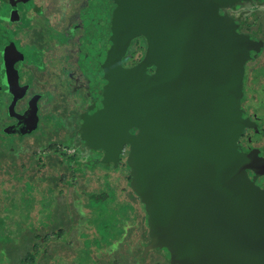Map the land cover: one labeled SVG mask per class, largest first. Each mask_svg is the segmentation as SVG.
Here are the masks:
<instances>
[{
  "label": "water",
  "instance_id": "water-1",
  "mask_svg": "<svg viewBox=\"0 0 264 264\" xmlns=\"http://www.w3.org/2000/svg\"><path fill=\"white\" fill-rule=\"evenodd\" d=\"M244 1L87 0L80 12L78 63L95 96L81 138L102 163L129 146L145 250L163 247L173 264H264V188L239 174L232 146L248 38L224 9ZM138 36L144 56L125 67L120 51ZM36 110L33 97L19 115L27 130Z\"/></svg>",
  "mask_w": 264,
  "mask_h": 264
},
{
  "label": "rangeland",
  "instance_id": "rangeland-1",
  "mask_svg": "<svg viewBox=\"0 0 264 264\" xmlns=\"http://www.w3.org/2000/svg\"><path fill=\"white\" fill-rule=\"evenodd\" d=\"M42 1L47 4L43 12L45 15L41 16L38 12L30 16L32 2L26 0L25 5L19 6V2L14 3L13 0H9L10 3H8L12 7L15 6V11L20 13L18 18L14 19L10 17V5L0 0V64L2 58L10 57V60L7 59L9 73L13 76L12 91L5 92L6 89L0 86V116L3 126L7 121H11L10 115H14V110L8 106L12 103L14 96L21 100L25 99V91L35 88V78H46L50 83H46L50 85L49 89L39 96L41 99L39 104L49 101L47 103L49 105L41 108L39 124L41 130L38 127L33 133L34 136L23 137L25 139L22 141L24 147L27 146L29 149H26L25 153L36 151V157L39 159L36 164L37 173L34 185L27 189L26 182H22V179L27 178L22 172L32 163V160H23V167L20 169V164L11 165L8 157L0 158V181L2 180L0 207H4L0 209V217L6 215V225L13 230L19 228L23 234L22 240L26 242L25 248L21 246L13 251L17 256L12 264H21L25 251L34 252L32 247L36 245L44 248L42 249L44 252L35 256L36 263L32 261L31 264H155L164 261L163 264H170L165 256V250L159 247L149 248L150 252L145 250L149 241L148 229L144 223L140 229L137 226L140 224V219L142 221L144 217L143 204L135 196L130 182L125 180L128 172L126 162L119 167L99 163L98 153L91 147L80 143L76 137L75 117L79 115L78 109L80 108L76 102L84 100L83 91L90 90L89 84L84 80L86 86L80 84L82 87L76 91L73 90L74 88L67 90L65 88L63 92L54 90L57 81L64 88L74 79H71V73L80 79V74L83 75L85 72V67L79 65L76 60V56L79 55V50L76 53L79 47L78 37L82 35L81 22L79 17L77 24L73 19L74 14L84 5L85 0H67V2L57 0V5L67 10L65 18L68 24L73 23V26L66 30L58 28H61L62 23L65 22L56 21L55 24L51 22L49 12L54 0H35L37 6H40ZM232 9L235 16H247V22L252 23L251 30L257 34L262 32L264 29V0L240 2L233 5ZM136 38L141 40L139 37ZM133 42L130 40L124 47V51L122 50L123 60L125 59L124 53L134 56L133 51H130L135 48L132 46ZM143 43L144 39L141 44ZM257 48L260 51V46ZM242 52L244 53L242 58H250L255 53L249 54L245 49H242ZM252 65L258 70L257 87L263 89L261 95L264 101V53L259 61L251 62L250 66ZM4 67L5 65L3 69ZM36 73L38 77L35 76ZM16 77L20 79L21 88L25 89L23 95L19 90ZM238 83H236L237 86ZM250 90L247 91V96H249L248 92L251 93ZM9 92L15 94L12 95ZM53 92L60 93L57 98L54 96L51 99ZM29 94L27 92V95ZM16 101L17 99L14 103ZM73 102H75L74 105ZM255 109L264 115V105L257 106ZM42 111L49 112L44 114ZM15 133L13 136L19 140L18 132ZM255 137H259L264 143V127L259 136ZM9 139L11 138H7V142ZM50 143H54L61 149L43 151V147ZM127 156L122 155V160L125 161ZM3 164H5V170H2ZM8 171L21 173L22 179L9 180L11 177ZM1 189H7V191L2 192ZM59 189L63 190L61 194L58 192ZM53 201H57L56 204ZM5 206H8L10 211L5 209ZM134 206L136 210L133 212ZM40 208L43 210L40 211ZM66 218L74 220H65ZM63 220H65L64 225L60 223ZM51 224L53 228L56 227V231L62 232L59 233V237L50 230ZM132 225L127 237L123 238L128 231L127 228ZM36 233L41 236V242L35 237ZM121 241L125 246L119 249ZM12 243L20 245L18 239L10 242ZM101 244L103 245L100 246ZM106 245L109 246L106 247ZM42 253H48L51 257L43 256Z\"/></svg>",
  "mask_w": 264,
  "mask_h": 264
},
{
  "label": "flooded vegetation",
  "instance_id": "flooded-vegetation-1",
  "mask_svg": "<svg viewBox=\"0 0 264 264\" xmlns=\"http://www.w3.org/2000/svg\"><path fill=\"white\" fill-rule=\"evenodd\" d=\"M5 1L7 3L9 2V0H3V2H5ZM31 2L33 4V7L30 9V16H32L34 13H38V12L41 16L45 15L43 12L46 10L45 8H47L46 3H44L42 1L41 2L42 4L40 6H37L35 0H31ZM66 2H67V0H66ZM18 4H19V6H23L20 3H18ZM57 4H58L57 0L56 1L54 0L53 6L50 8L49 14L51 17V22H52V24H55L56 21L59 23H61V21L65 22V23H62L63 25H61V28L60 27H58V28L59 29L64 28L63 30H66V29L72 27L73 23L68 24L67 18H65V12L67 13L66 8L64 7V9H61L60 6H58ZM86 5H87V0H85L84 5H82L79 8L77 13L74 14V18H73L74 22L76 24L80 20L81 23L80 22L79 23H80L81 27H82L83 22L79 16V11L81 12V10L85 9ZM10 7H11L10 17H12L14 19L18 18V15L20 13L18 11H15V6L12 7L10 5ZM231 8L232 7L229 6V7H226L224 10L226 12ZM78 17H79V20H78ZM0 18H1V16H0ZM81 31H82V35H80L78 37L79 47H80V43H81L83 35H84V29L81 28ZM139 38H141V37H139ZM142 38L144 39L145 37H142ZM145 42H146V38H145ZM79 47L76 50V53L79 50ZM145 49H146V46H145ZM145 49H144V53H145ZM260 53L262 54V52L253 53L254 56H251L250 58L246 57L247 60L245 57L242 58V64H243L242 65V71H241V75H239V77L237 78V82H239L238 84L241 85L240 89L244 91V96L237 97V99L239 100V107H238L239 122L237 123V125H235L233 127L232 136L234 138V141H233L232 146L235 149L234 154L236 156L237 171L239 172V174L241 176L247 178L251 183L258 186L259 188H264V143H262V141H261V139H259V137H257V138L255 137L257 135L259 136L260 131H262V127H264V115L261 114L260 112H258L257 109H255V107H257V106L264 105L263 97L261 95V94H263L262 93L263 89L257 87L258 86V84H257L258 70L255 66H257L259 64V62L257 63V65L254 64L255 66L254 65L250 66L251 62L254 63L256 61H259V59L261 58ZM143 56H144V54H143ZM7 59L10 60L11 58L10 57L6 58V59L2 58V60H1L2 65L0 64V86H2L4 89H6L5 92H7L9 89L13 88V83L11 82V79L13 78V76H11L9 73L10 68H9ZM76 60L78 63V55L76 56ZM137 62L133 63L132 61H128L126 59H124V60L121 59V63L125 67H130V66L136 64ZM4 65H5V67L3 69ZM147 72L152 73L153 72L152 67H149L147 69ZM1 73H3L4 78H2ZM80 75H81V78L79 79V78L75 77L74 73H71L70 74L71 79L74 78L75 80L73 79L72 83H67V85L64 88L61 86L60 82L57 81L54 90L63 92V90L65 88H66V90L68 88H74L73 90L76 91L79 87H82L81 85L86 86L85 81L89 84V81L87 80L85 72L83 73V75L82 74H80ZM35 76L38 77L37 73ZM5 78L7 79V81L3 82V79H5ZM16 80H18V83L20 82L19 81L20 79H18L17 77H16ZM46 83L50 84L46 78H44V79L42 77L40 79L35 78L34 79L35 88H30L27 91H25V89H22L21 84L19 83V90L22 91L21 95H23V92L25 91L26 97L23 100H21L20 98H17L16 103H14V105H13L14 115H10L11 121L10 122L7 121L5 126H3L4 129L7 128L8 130H12V131L14 130L15 132H18V133H19V131H23V130L27 131V126L28 125L31 126L32 123H31V121H28V123L26 125L23 120L19 119V115L23 114L28 109V103L33 97L36 98V105H37L36 114H37L38 120H37L36 126L37 127L39 126V124L41 122V120H40L41 108H44V105H46V106L49 105V104H47L49 101H45V103L39 104V100H41V99H39L40 94L42 92H44L45 90L49 89L50 85H48ZM89 89H90L89 91H83L84 96H82V98H84V100L83 101L79 100L78 102H76V105L80 108L78 109L79 115H77V116L75 115L76 116L75 117L76 118V124L74 125V131L77 132L76 137L79 139L80 143H82L83 145L85 143L81 138L82 134L80 131V129H81L80 120H81V117L83 114L85 115V114H91L92 113L91 107L95 101V96H94V93L92 92L90 84H89ZM248 90L251 91V93L248 92L249 96L246 95ZM9 91H11V90H9ZM27 92H29L30 94L27 95ZM9 93L14 95V92H9ZM53 93H52L53 96L51 99H53L54 96H55V98H57L58 97L57 95H59V93H55V92H53ZM46 100H47V98H46ZM10 104L8 106H10ZM74 104H75V102H73V105ZM6 112H7V109H6ZM42 113H44V112L42 111ZM26 116H28V114ZM26 116H24V118H26ZM15 132H11L10 134H13ZM130 132L135 133L136 129L131 127ZM15 134H17V133H15ZM26 134H28V133H26ZM128 147H129L128 145H124L122 148H119L120 157H119V160L117 163L114 164L113 162L110 161V162H106L103 164H107L108 166L113 165L115 167H119L121 164L124 165L126 162V165L128 167V172L126 174L125 180H127L129 183L130 180L128 178L130 175V167L128 165L127 159L125 161L122 160V155L126 154V156H127V154H128V151H129ZM92 149L96 153H98V155H99L98 160L100 161L99 163H102L101 158L103 156L104 151L99 146H98V148H92ZM175 264H177V263H175Z\"/></svg>",
  "mask_w": 264,
  "mask_h": 264
},
{
  "label": "trees",
  "instance_id": "trees-1",
  "mask_svg": "<svg viewBox=\"0 0 264 264\" xmlns=\"http://www.w3.org/2000/svg\"><path fill=\"white\" fill-rule=\"evenodd\" d=\"M1 1H3V0H1ZM25 1L20 0V1H17V2H19L21 5H25V3H26ZM28 2H31V0H28ZM232 11H233V9L231 8L228 11H226V14L233 20L234 29L237 32L241 33V34H244L248 38V42H247L248 46L246 48L247 52L249 54H251L253 52L257 53V51H258L257 47L260 46L261 49H260V51H258V53L262 52V54H263L264 53V29L262 30L261 33L257 34L255 31L251 30L252 23L247 22V20H246L247 16L238 17V16H235ZM80 28H82V27L80 26ZM138 37H141L140 38L141 40H138V38H136V39L134 38V40L132 39V41H134L132 46H134L135 48H133V50L131 49L130 51H133V55L134 56L126 55V53H124L125 59L128 60V61H132L133 63L142 59L143 54H144V49H145V46H146L145 38H144V43L141 44L143 36H138ZM123 51H124V49H123ZM120 53L123 55L122 51H120ZM262 54L260 53L261 56H262ZM246 60H247V58H246ZM240 86L241 85L237 86V94H238L237 97L244 96V91L240 89ZM237 106L239 107V102L237 103ZM45 107H46V105H44V108ZM47 112H49V111H45L44 114H47ZM0 121H1L0 122V158L1 157H8L10 159V164L11 165L20 164V169L23 167V162H22L23 160H25V159L32 160V163L29 166H27L22 172L23 175H25L27 177L26 179H22V174L21 173L20 174H16L15 172L8 171V174L11 177L9 180H11L12 178H14L16 180L22 179L23 183L26 182L25 183L26 184V188L29 189L36 182V175H35L37 173V171H36L37 170V165L36 164L38 163L39 159L36 157V151H34V152L33 151H31V152L29 151L28 152L27 151V153H25V150L28 147L27 146L24 147V143L22 141L28 135L29 136H31V135L34 136L33 132H35L36 129L39 126L38 127L36 126L32 130L19 131V133H18V139L19 140H16V137H14L13 134H10L11 132H15L14 130L12 131V130H8V129L7 130L3 129V120L1 118V116H0ZM42 125H44V124L42 123ZM39 129L41 130L40 127H39ZM26 133H28V134H26ZM23 137H25V138H23ZM7 138H11V139L8 140L9 142H7ZM54 149L55 150H60L61 148L56 146L54 143L47 144V145H45L43 147V151H46V152L54 150ZM27 150H29V149H27ZM47 158L50 159V157H47ZM2 167H3L2 170H5V164H3ZM6 172H7V169H6ZM128 179L129 180L131 179L130 175H129ZM61 180H65V179L61 178ZM1 182H2V180L0 181V185H1ZM2 189H1L2 192L3 191H7V189H4V190H2ZM21 189H22V186L20 187V192H21ZM132 189L135 191V189L133 187H132ZM62 191H63L62 189H59V191H58L59 194H61ZM134 194L139 200V197L136 195L135 192H134ZM20 195H21V193H20ZM53 202H54V204H56L57 201H53ZM33 207H34V203H33ZM0 209H4V207L3 208L0 207ZM5 209H8V206H5ZM143 209H144V206H143ZM8 210L10 211V209H8ZM39 210L42 211L43 209L40 208ZM135 210H136V208L134 206L133 212ZM30 214H31V212H30ZM31 215H30V217H32ZM5 216L0 217V264L1 263L2 264H4V263L5 264H12L13 261H16L14 259H16V256H17L15 253H13V251L16 250V248H20L21 246H23V248H25L26 242H25L24 239L22 240L23 234H21V232L19 231V228H17L16 230H13L9 226L6 225ZM68 219H70L72 221L74 220V219H71V218H66L65 220H68ZM65 220L61 221L60 223L64 225V221ZM46 223H48L47 220H46ZM143 223L147 226V229H148L147 214L145 212V209H144L143 220L141 221V219H140V224L137 225V226H139V229L143 227ZM52 226H53V224H51V227H49L50 230L53 231L54 234L56 233V235L59 237L60 236L59 233H62V232H60L58 230L56 231L55 230L56 227L53 228ZM132 227H133V225L130 226L129 228H127L128 231H126V233L123 236V238L127 237L128 232L132 229ZM53 233H52V235H53ZM35 237L37 239H39L40 242H41V236L38 233L35 234ZM15 239H18L20 245H17V243L10 244V242L14 241ZM102 245L103 244H101L100 246H102ZM108 246L109 245H106V247H108ZM122 246L124 247L125 245L121 241L119 243V247L118 248L121 249ZM159 248L162 249V250H165V256L167 257V260L169 261L170 264H173L169 260L168 251L165 248H163V247H159ZM32 249L34 250V252H32V253H30L28 250L25 251L24 257H22L21 262H20L21 264H31L32 261L36 263L35 256H39V254L43 251L42 249H44V248H40L39 246L36 245V246H33ZM146 252H150V250H147ZM42 254H43V256L47 255V257H51L48 253L47 254L46 253H42ZM143 255L144 254H142V256ZM37 259H38V257H37ZM163 263H165V261L161 262V263H155V264H163Z\"/></svg>",
  "mask_w": 264,
  "mask_h": 264
}]
</instances>
